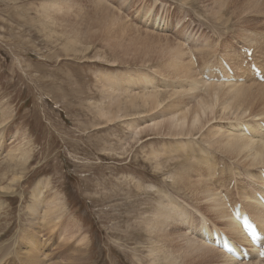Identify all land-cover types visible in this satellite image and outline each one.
<instances>
[{
	"label": "rangeland",
	"instance_id": "374dc122",
	"mask_svg": "<svg viewBox=\"0 0 264 264\" xmlns=\"http://www.w3.org/2000/svg\"><path fill=\"white\" fill-rule=\"evenodd\" d=\"M254 35L264 36V0H0V176L7 178L1 183L5 185L14 175L19 178L13 191L0 196V264H17L15 253L23 245L24 235L40 227L33 224L28 206L33 203L32 191L41 185L46 186L41 192L45 200L58 196L59 224L68 228L65 236L70 237V242L63 248L57 244L54 249L62 264H225L217 251H188L185 256L182 235L186 233L185 238L196 240L191 229L198 226L200 216L196 217L195 209L206 211L193 195L172 181L184 176L194 179L195 173L185 175L188 162L178 161L179 146L189 150L192 145L214 158L217 177L225 180L227 189L219 191H225L230 201L237 198L242 203L244 197L250 196L254 186L247 185L246 178L264 170V156L255 165L235 162L200 140L208 128L224 130L225 123L242 114L211 115L200 133L196 130L183 139L168 135V130L153 132L147 127L153 120L157 122L159 112L195 108L207 89L188 94V89L194 90L186 89V84L181 87L177 76L163 70L168 63L166 51L173 44L183 49L197 77L190 85L218 86L219 82L200 81L196 71L215 64L217 56L226 59L224 51L239 59V48L249 47L248 41ZM259 53L264 55V37L261 46L253 48L258 60ZM233 64L234 72L239 74L241 67L239 70ZM141 74L152 78L161 103L153 112L143 108L140 99L131 106V96L120 94L126 89L125 76ZM114 78L123 84H114ZM238 84L251 93L264 88V84L253 82ZM140 90L134 88L130 94L141 95ZM151 90L146 92L153 93ZM180 91L186 94L179 99L170 95ZM176 101L190 104L178 107ZM254 112L261 113L259 104L254 106ZM243 117L256 128L264 123L263 115L252 118L246 111ZM132 126H137L135 130L140 133L134 135ZM189 137L195 145L186 141ZM18 143L22 151L15 163L8 162L4 154ZM170 149L172 152L158 159L152 155ZM243 165L247 166L242 168ZM202 173L207 175L205 170ZM214 175L209 182L215 181ZM231 181L235 184L228 192ZM215 184L213 187L218 185ZM242 205L252 213L244 202ZM179 210L189 218L186 225L174 216V211ZM164 211L171 213L167 232L173 233L176 244L172 247L179 246L181 254L173 256L172 250L161 246L168 241H160L149 225ZM56 232L61 231L54 232L53 244L63 237ZM80 239L87 246L86 254L77 256V260L62 258L68 254V247L81 246ZM4 250H10V254L1 258ZM164 253L173 257L163 261Z\"/></svg>",
	"mask_w": 264,
	"mask_h": 264
},
{
	"label": "bare ground",
	"instance_id": "6f19581e",
	"mask_svg": "<svg viewBox=\"0 0 264 264\" xmlns=\"http://www.w3.org/2000/svg\"><path fill=\"white\" fill-rule=\"evenodd\" d=\"M216 2H220V0H216ZM101 3H103V2H101ZM258 34H260V33H258ZM263 37H260V36L255 37V35H254V38H252V39H250L248 41V46L249 47L254 46L253 48H258L262 44ZM202 44H204V43H202ZM195 45H196V43H195ZM256 45L258 47H255ZM213 46L214 45H212V47ZM202 47H204V45H202ZM212 47H211V50H212ZM197 49H198V47H197ZM203 50H205V47H204ZM203 50L201 49L200 51H203ZM224 52H225V57H226L227 60L229 59V60L235 61V60L238 59V58L236 59L235 57H232L230 54H228V51L227 52L224 51ZM161 53L163 54L164 51H161ZM194 53H195V51H194ZM144 54H145L146 57H148L146 53H144ZM166 54H167L168 63L163 65V70L165 72H167V73L170 71L172 77H176L177 76L176 79L180 80L179 82H181V87L186 84L185 85L186 89H188V87H190V88H192L194 90V92H193L191 90L189 91V89H188L187 90L188 94H189V92H192V94L193 93L196 94V92L200 91L199 89H201V88H207V89H206L205 95L202 94L203 96H201L198 99V102L195 105L196 106L195 108H193V109H191L192 107L191 108L189 107L190 109L186 108V106L190 104L189 102H185L184 101L185 103H182V102H177L176 101L177 102L176 103L177 106L178 105H182V106L184 105V107L186 109H183V107H182L183 110H180L181 109L180 108L177 113L175 112L174 109H173L174 111L172 110L173 112L169 111V113L166 110L165 111L167 113H162L163 111L159 112L158 115L155 116V118H159L157 120V122H153L155 120L152 119L153 120L152 124H150L149 127H147V128L149 130L153 131V132H161V130L164 129L165 130L164 133L165 132L166 133L169 132L168 135L177 136V137L181 138L184 135L190 136L191 135L190 133H192V132H194L196 130H198V132L200 133L201 130L204 128V126H203L204 122L211 115L213 116L214 114L220 113L222 116H227V115L228 116L229 115L236 116L237 113L239 112L242 115H238L237 116V117H239L238 119H236L234 121H229L228 123H225L226 127H227L226 129L223 130V128H221V127L220 128L216 127L217 128L216 129L215 127L212 126V127L208 128L205 131L204 135L203 134L201 135L200 140H202L204 145H206L209 149H211V148L217 149L218 151H221L224 154H226L228 157H230L235 162L242 160L243 162H246L247 164H251V165H255V164L259 163L261 161V159L263 158V156H264V149H263V147H264V128H262L260 125L257 126V128L252 126L251 124H249V121L247 119H244L243 115L245 114L246 111H249L250 112V116H252V118H257V117L259 118L261 115L264 116V88H263V90H258L255 93H251L248 89H245L242 86L240 87V85L238 84L240 82L237 81L238 77H245V81L244 82H246V83H250V82L257 83V82L252 81V79L246 74V71L243 70L242 68H241L242 71L239 74L235 73L234 72L235 69L232 70L233 69L232 65H231L232 69L230 68L232 70V75L230 77L233 80L231 82L223 81V82H219L220 85H218V86L210 85V86H207V87H206V85L203 86V84H202V86L190 85L191 82H192V79H195L196 76L193 73V70H192V67H191V63L188 62V60L185 57L186 55L183 52V49L179 46L178 43L177 44L175 43V45L173 44L166 51ZM197 55H198V53H197ZM200 55H201V53H200ZM259 55L264 60L263 53H259ZM233 56H234V54H233ZM260 56H259V60L261 59ZM252 58L255 60L254 62L260 66V68L264 69V67L261 65V63L259 62L258 58L255 55H252ZM262 59H261V61H262ZM238 60H239L240 63L238 61H235L236 62L235 64H233L234 62L231 63V64L234 65L233 66L234 68H236V66L239 67V70H240L241 59L239 58ZM199 61H201V57H200ZM211 64H214V62H212ZM211 64H208V65H211ZM208 65L206 64V66H208ZM198 67H199V65H198ZM221 73H222V70H221ZM233 73L236 75V77L234 76ZM171 75H169V76H171ZM196 75H197V73H196ZM222 76L228 78V75H222ZM102 78H103V80H105V76H103ZM196 79H197V77H196ZM200 81H203L205 83L204 80H200ZM125 82H126V89L124 91L121 90L122 92L120 94L121 95L129 94L131 96V98H132V103H130L131 106L134 105V102L137 99H140L142 107L143 108L144 107L148 108V109H150V111H152L154 109H158L159 107H161V103L159 101L158 94H156V92L153 89V88H155V85H154V81L152 80V78L146 76V74L145 75L141 74L140 76H137V77L125 76ZM208 82H210V81H207V83ZM114 84H120V86H121V84H123V82L121 80L115 79ZM257 84H263V83H257ZM159 86H160V84H159ZM138 87H140V89H141L140 90L142 92L141 95L130 94L134 90V88H138ZM148 89L149 90L152 89L153 93H150V92L147 93L146 91H148ZM152 90H151V92H152ZM184 90H185V88H184ZM222 90L224 91L223 95L220 92ZM118 91H120V90H118ZM161 91H162V89H161ZM181 92H183V91H180L178 93H176V92L175 93H171L170 95L173 96V97H176L177 99H179L181 96H184L186 94L185 93L184 95H182ZM168 93H170V92H168ZM219 96H221V97H219ZM220 98H222V99H220ZM172 102H175V101H172ZM258 104L260 105V112L261 113L260 114H253V113H255L254 112V106H257ZM136 127L137 126H132L131 127L132 131L134 130V135L137 134V132H139L138 130H135ZM144 129L145 128H142L141 130H144ZM167 130H168V132H167ZM182 139H183V137H182ZM186 141L188 143H190V144L192 143L191 140H190V137L186 138ZM182 142L183 141L180 140L179 143L182 144ZM192 144L195 145L194 143H192ZM179 147L181 149L180 150L181 155H180V158H178V161L182 159L183 162H185V163L188 162L187 163V166H188L187 169H189V170H187L185 172V175L188 176L190 173H195V175H194V179L184 176V178H180L183 181L182 180L178 181V180L174 179L172 181V183L174 185H177L176 183H178V186L180 185L181 188L183 189V191L185 190L188 193H190V196L193 195L195 197V200L198 201V204H200L203 207V209L208 213L209 218L213 219L216 223L221 224L220 226H222L223 229L226 230V232L232 238H234L237 241H242V239L236 233V230L234 228L236 226V224L231 219L228 220L226 210L223 208L222 201L220 199V197H222V194L225 191H227V189L224 188L225 180L223 178H220V177L218 178L217 177L215 179V181L212 180L213 182H209L211 180V177H213V175L215 174L214 172L216 170V168H215L216 164L214 162V158H211V157L208 158V156L205 154L206 153L205 150L203 148H200L199 146H197V147H199V148H197V150L192 145H190L189 150H186V148H188L186 146H179ZM20 148L21 147H20L19 143H18V145H15L14 147L10 146L8 148V150L4 154V157L7 159L8 162L15 163L14 161L18 157V154L20 153L19 151H22ZM163 149H165V148H163ZM171 150L172 149H170V151H168V152H164V150H162L160 152H154L152 155L156 159H158L159 157H161L163 155H167L170 152H172ZM175 151L178 152V150H176V149H175ZM2 153H3V151L0 152V157L1 158L3 156ZM18 161H19V158H18ZM246 166L243 165L242 168L246 167ZM253 167H250V168L252 169ZM203 170H205V172L207 174V175H205V177L207 176V180L205 179L204 174L202 173ZM13 171H15V170H13ZM6 173H7V171H6ZM12 174L14 175L15 173H12ZM238 174H240V173L238 172ZM253 174H254V172H253ZM259 174H258V176L248 175V178H246L248 180V184L247 183L246 184L249 185V186H254V188H253L254 190L252 191L250 196L244 197L242 200L246 204V206L248 207L247 209H250L252 211V213L251 212H249V213L254 218V220L258 224V226L260 228L264 229V207L260 206V205H257V203L252 200L253 192L256 191L257 190L256 188L260 185ZM5 179H7L6 176H0V196L1 195H6V194L10 193L11 191H13L14 190L13 189L14 184L19 180V178H17L16 175H14L9 182H7L5 185H3L1 182L4 181ZM229 181H230V178H229ZM233 181H235L234 178H233ZM231 182H230V184H231ZM214 183H216L218 185L215 184L216 186L213 187ZM240 184H241V182H240ZM45 187L42 186V185L41 186H37L32 191L31 199L33 200V203H32V205L28 206V212H29V216L32 218V222H34L33 224H36V225H38L40 227L39 228H37V227L34 228V226H33L34 229L32 230V232L31 233H26L24 235L25 238L23 239V241H24L23 245L20 246V247H17L16 253H15V259L17 261V264H48L49 262H51L53 260H54L53 263L51 262L50 264H62V261L59 260V258H61V257H59L57 254L54 253L55 245L59 244V245H57L58 247H61V248L65 247L66 244L68 242H70L69 241L70 237L67 236V235L65 236V233L66 234L68 233L67 226H65V228H63L59 224V218L60 217L57 216L58 215L57 212L60 209V207L58 206L57 201H56L57 200L56 198L58 196L55 194L56 197H52V198H50L48 200L44 199L45 196L42 198L41 192H42V190ZM221 188H224L226 190L224 192H221V191H219V189L222 190ZM234 188H235V186H234ZM231 190H232V188H231ZM233 191H234V189H233ZM228 192H230L229 188H228ZM12 193H14V192H12ZM228 195H231V194L228 193ZM225 197H226V195H225ZM236 197H237V195H236ZM235 199H237V198H235ZM166 201H168V200H166ZM263 202H264V200H263ZM161 203H162V201H161ZM165 204H167V202ZM182 204H184V203H182ZM171 206H174V205H171ZM171 206H170V209L172 208ZM167 207L168 206L163 205L164 210H166ZM0 210H1V205H0ZM158 211H159V209H158ZM189 211H191V210H189ZM170 214H171L170 212L169 213L168 212L165 213V211H164V214L162 216H160V218H157L154 222L150 223L149 225L154 230V232L159 237H161L162 240H160V241H162V242L168 241L167 242L168 244H165V245L161 244V246H163L165 248L167 247V250H168V248L170 250H172L173 251V256H174V255H176L174 253H177V254L180 253L181 254V248L179 246L172 247L173 244H176L174 242V240L172 239L173 238V233L167 232V230H168L167 229V224L170 223V222L167 223V220L170 219ZM59 215H61V214H59ZM154 215H156V214H154ZM158 215H160V214L158 213ZM195 215H196V217L200 216L198 221L199 220L200 221H202V220L204 221L205 220V221L209 222V219L206 218L199 211H196ZM174 216L180 217V220L182 221V224L185 223V225H186V221L189 220L188 216H186L184 213L180 212V210H179V212H175L174 211ZM38 219H40V222H39ZM153 219H154V216H153ZM172 219H173V217H172ZM55 221L56 222L58 221V224H56ZM147 227H148V230L150 231V227L149 226H147ZM57 230L61 231V232H58V233L56 232L57 235H59L61 233L60 235H63V237H62V239H59L58 241L56 240V243L53 244V239L52 238L54 236V232L57 231ZM44 231H46L45 234H44ZM188 231H190V230H188ZM191 231H192V235H193V230L191 229ZM186 236H187L186 233H184L182 235V237L185 240V242H183L185 245L182 244V247L185 246L184 247L185 256L189 255L188 251H190L189 253H192L194 251L198 252V253L201 252V254H202V251H206V252L217 251L218 253H221L219 250L203 246L199 241H197L195 239L185 238ZM174 237H176V236H174ZM78 244H80L81 246H76L75 245L76 247H74V246H72L71 248L68 247L69 248V249H67V253L68 254L67 255L65 254L66 256H64L62 258L77 260V256L85 255L86 251H87L86 244L84 246V242H83L82 239L79 240ZM179 245H180V243H179ZM2 246L3 245L1 243L0 244V250H1ZM9 247H10V245H9ZM165 248H163V249L165 250ZM163 249H162V252H163ZM52 250H53V252H52ZM172 251H171V253H172ZM186 251H187V253H186ZM9 252H10V250H4V252L2 253L3 256L1 258H4V257L8 256L10 254ZM168 252H170V251H168ZM263 252H264V250H263ZM171 253L170 254L166 253L168 255H165V253H164V256H163L164 258L161 257V259H163V261H164V259L166 261L169 260L170 257L172 256ZM158 255H159V253H158ZM62 256H63V254H62ZM191 256H192V254H191ZM192 257H194V256H192ZM220 257H222V259H223L225 264H239V263L231 260V258L225 257L223 254ZM182 259H184V258H182ZM195 259H196V257H195ZM191 260H193V259H191ZM219 261H221V260H219ZM167 263L170 264L171 262L170 263L167 262ZM248 263H250V264L251 263L252 264H264V259L262 261H249V262H247L245 264H248Z\"/></svg>",
	"mask_w": 264,
	"mask_h": 264
},
{
	"label": "snow or ice",
	"instance_id": "6c2138e0",
	"mask_svg": "<svg viewBox=\"0 0 264 264\" xmlns=\"http://www.w3.org/2000/svg\"><path fill=\"white\" fill-rule=\"evenodd\" d=\"M251 53H248V55H250ZM261 256H264V252L261 253Z\"/></svg>",
	"mask_w": 264,
	"mask_h": 264
}]
</instances>
